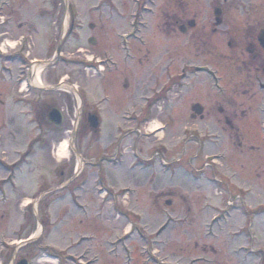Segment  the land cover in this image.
Returning <instances> with one entry per match:
<instances>
[{"label": "rangeland", "instance_id": "374dc122", "mask_svg": "<svg viewBox=\"0 0 264 264\" xmlns=\"http://www.w3.org/2000/svg\"><path fill=\"white\" fill-rule=\"evenodd\" d=\"M11 1L14 5L4 9L3 19L7 15L10 21H26L29 12H34L30 18L36 27L34 58L45 64L41 65V84L33 91L31 102L21 99L20 94H14V98L12 94L0 96V190H4V195L0 193V241L12 246H0V264H11L12 258L18 262L29 255L32 264H48L49 260L41 258L47 254H57L65 264H191L204 257L205 262L198 264H264V114L259 108L264 93L252 105L248 123L241 131L222 127L215 107L221 101L225 83H214L204 69L195 72L193 66L211 65L219 74L222 67L213 59L210 62L209 58L196 56L192 50L202 45L205 37L208 47H226L225 43L232 39L237 44H257L255 37L264 27V0H180L181 16L196 15L198 23L215 25L216 5L223 7L225 14L218 34L211 37L208 29L205 34L200 31L196 38L180 33L178 46L161 26L160 11L170 5V0H156V5H150L155 12L144 14L142 21L146 25L139 27L137 38L129 41L131 59L126 58L127 46H123L122 37L132 28L136 0H113L115 26L110 36L75 29L67 41L57 35L51 25L54 20L39 15L51 10L50 5L42 0ZM73 1H77L79 13L95 4H106L103 0ZM103 7L107 12V6ZM84 17V23L93 21L88 15ZM67 26L68 21L64 31ZM14 28L11 25L6 30L12 32L10 42L19 47L18 38L29 33L25 28ZM92 36L94 46L88 43ZM60 41L65 42L61 47L62 61L52 70L47 63L56 57ZM173 47H179L176 60ZM141 49L150 51L147 59L138 52ZM106 54L113 57L114 63L106 73L110 86L103 90L104 80L85 68L83 62L103 59ZM171 59L175 61L170 76L178 75L176 85L172 92L156 98V107L150 110L145 97L151 96L155 79L160 80V85L168 81L164 70ZM58 77H63L65 83L54 84ZM126 77L128 89L123 86ZM71 85L79 87V91L75 87L78 95L73 101L72 94L64 93H73ZM57 87L61 90L56 91ZM25 89L22 85L23 96L27 95ZM104 97L111 100H102ZM82 98L85 114H96L93 107L103 101L98 106L100 116L96 114L104 120L101 137L100 132L83 127L87 120L72 125L82 112L78 110ZM196 102L205 108L203 121L191 118V107ZM48 107L63 111L65 122L61 127L52 126L41 115V108ZM158 125L164 131L151 134ZM73 129L72 147L80 159L71 154L69 160L58 165L57 145ZM117 145L122 146L120 150H140L137 154H142L144 161L150 157L154 160L145 163L147 168L139 169L134 167L131 156H125L122 167H107L108 186L118 200L114 208L107 196L96 195L98 186L107 185V180L103 171L99 179L97 174L92 179L91 162L112 158ZM99 170L100 167L95 169ZM125 186H129L131 195L119 192ZM27 200L32 206L24 209ZM255 209L263 215H255ZM37 220L40 236L22 248V242L36 233L33 230ZM130 223L133 234L129 260L125 254L128 241H116ZM50 228L53 231L49 236ZM157 229L159 238L153 235Z\"/></svg>", "mask_w": 264, "mask_h": 264}, {"label": "flooded vegetation", "instance_id": "af4514ba", "mask_svg": "<svg viewBox=\"0 0 264 264\" xmlns=\"http://www.w3.org/2000/svg\"><path fill=\"white\" fill-rule=\"evenodd\" d=\"M20 2L24 3L25 0H19ZM34 1V0H30ZM44 3L50 5V9L46 12L39 13L40 17H43L44 19H48L46 17H49L48 20H54L51 25L55 26V30L57 31V35H61L62 40H66L71 34L74 32L75 29L78 30H84L87 29L90 33L93 35H109L112 33V30L114 29V21H115V14L112 11V2L113 0H103V3L106 4H95L92 6L88 11H85L83 13L80 10L76 11L77 9V1L73 0H42ZM140 0H136V3L139 2ZM225 3L228 2V0H223ZM12 3V4H11ZM83 4V1H81ZM154 5H156V0H153ZM170 4L169 6H165L164 8L161 9L160 15H161V26H162V31L167 36H171V38L176 42L175 45H177V42L179 40V35L182 30H185L186 33H190V36L192 38H196L197 35L199 34H205L207 29L208 33L211 35L218 34V29L223 26L224 24V9L220 5H216L215 10L220 9L221 10V15L220 19L222 21L221 25H217L215 21V25H212L211 23L205 24V22H199L198 23V18L196 15H194V18L191 17L189 18L188 16L184 15L181 16L180 14V0H170L168 1ZM219 4V3H218ZM13 1L11 0H0V7H1V16L0 18V39L2 41V44H6L8 41H13L11 39V30L7 31V28H10L14 26L17 31L25 30L29 33L27 34V37L24 35L20 36L17 40V44L19 47H15L14 49H11L10 47H0V96H4V94H12L14 98V94H20L21 99L27 98L29 102L30 98H32V93L35 90V86L33 84L34 79H35V71H34V64H35V58H34V53H35V44H33V34L36 33V27L34 21H32L30 18L34 17V12H29L28 16L30 18L28 20H22L19 21V18L17 20L14 19L10 21V16L6 15V18L3 19L4 17V9L7 7H13ZM107 6V12L103 11V6ZM153 12H155L154 6H151ZM214 10V11H215ZM88 15L90 19H93V21H88V23H84V16ZM19 17V15L17 16ZM122 18V17H121ZM193 18V19H192ZM61 21H64V23H61ZM66 21H68V26L67 30L64 31L63 25L66 24ZM113 23V24H112ZM112 24V25H111ZM191 24L194 26L191 28ZM111 26V27H110ZM264 28V27H263ZM259 29L255 39L257 41V44L255 43H242V44H237L235 43V40L232 39L229 42H226L225 45L226 47H208V42L207 38L205 37L204 43L200 45L199 47H192V50L196 56L203 57L208 59L211 62L212 59L214 60L215 63L221 65V74H219L216 70H212L211 65L209 66H193L196 68L197 71H205L207 73L209 80L212 78L214 79V83H225V90L222 88L221 89V101H219L216 104L215 110L221 115V118L219 122L221 123L222 127L224 128H229L231 131L234 132H239L243 129L244 125H246L248 122L246 118L248 117L249 112L252 109V105L256 103L258 99H263V96H260V93H264V49L260 47V44L258 43V35L260 31L263 29ZM183 35V33H181ZM246 37V36H245ZM201 38V37H200ZM94 39L95 37H91L88 39V43ZM16 41V40H15ZM27 41V42H25ZM67 41V40H66ZM96 41V40H95ZM65 42H61L58 46L64 47ZM34 46V47H33ZM123 46L125 55L127 59H131L129 57V54L131 53V47L129 46L128 40ZM198 48V49H196ZM139 53H142V56L145 57L146 59L149 57L148 55L150 54V51L146 50L144 52L142 49L138 51ZM164 55H168V53L165 52ZM62 56V55H61ZM84 56V55H83ZM86 57V56H85ZM179 57V47H173V58L176 60ZM94 58V57H93ZM113 57L109 55H105L103 59H97L95 61H89L88 63L83 62V65L85 68H93L95 71L96 69H100L103 71L102 76L97 75V78H101L104 80V83H102L101 88L103 90H107L110 86V79L107 77L106 73L108 74L110 69L104 68L102 69L101 66H108L110 68V63L113 64ZM166 60H168L167 57H165ZM94 60V59H93ZM171 59V62H167L165 65V70L164 73L168 77V81L165 84L158 83L160 80L155 79V82L153 83L155 86L150 87L151 89V96L150 97H145L147 107L150 108V110L154 109L155 102L162 94H167L169 92H172L173 88L176 85V78H178V75H171L170 76V69L171 66L174 67V61ZM62 61L61 58L58 60V62ZM169 61V60H168ZM57 62V63H58ZM171 65H170V64ZM116 65L114 64L113 67ZM204 67V68H203ZM50 69V68H49ZM52 70L57 69V64L55 65L54 68H51ZM51 71H49L50 74ZM97 73V72H96ZM98 74V73H97ZM49 77V76H48ZM211 78V79H210ZM152 80V79H151ZM28 83V90L27 95L23 96L24 91L21 90V86L23 85L24 82ZM127 77L124 80V88L128 89V84L127 82ZM153 82V80H152ZM65 80L63 77H58L55 81L54 84H64ZM158 84L160 86H158ZM74 86V85H71ZM171 90V91H170ZM66 95H73V98L70 100H76V96L73 93L64 91ZM61 96V94H60ZM260 96V98H258ZM75 98V99H74ZM19 100V99H18ZM102 100H109L107 97H104ZM99 101L97 104V107L94 108V112L96 114H99V105L103 103V101ZM114 102V101H113ZM121 102L118 103V105ZM262 104V105H261ZM260 104V109L262 111V114H264V102ZM111 105V104H110ZM196 105H200L202 108V113L201 114H196L195 112L192 111L191 118L192 119H200L203 121L204 119V112L205 108L201 105V103L196 102L194 105H192L191 108H193ZM34 110H35V105L33 103ZM263 106V107H262ZM55 109V107L51 108L48 107L47 109L41 108V115L44 116V118L47 117L48 123H50L49 120V115L51 111ZM60 110V109H59ZM78 110H82L80 116L76 115L75 116V121L73 126L83 124L84 120H87L83 124V127L89 126L91 129V125L89 122V116L90 115H96V114H91V113H86V108H85V103L83 98L81 99V107H78ZM147 110V109H146ZM214 110V108H213ZM61 112H63L61 110ZM105 112H107L105 110ZM147 112V111H146ZM40 114V113H39ZM86 115V116H85ZM99 121V129L95 132H100L102 126H103V119L102 117H98L96 115ZM100 116V114H99ZM63 120L65 122V118L63 115ZM246 120V121H245ZM76 123V124H75ZM64 124V123H63ZM2 125V124H1ZM52 125V124H51ZM53 126V125H52ZM219 128V127H218ZM100 134V133H99ZM240 143V147H241ZM60 175L63 177L64 173L61 172ZM116 208V206L114 207ZM130 222V221H128ZM133 232V227L129 231V233L125 232L124 230V236L123 234L121 235V238L117 240L116 242H121L122 239L124 241H128V245L125 246V254L126 259H128L129 256V244L132 243V233ZM160 233L158 230L154 232L153 235L156 237H160ZM140 239L143 243L145 240V237L143 235L139 234ZM82 239H87L86 237H83ZM151 242V239H149ZM123 241V242H124ZM112 243L114 246L115 243ZM80 243V240L76 243ZM152 245H156V243L151 242ZM153 245V246H154ZM146 248H149L147 243L144 244ZM151 253L153 256H156L157 253L153 252L151 250ZM56 257L59 258L60 264H65L62 263V259L60 256L57 254H53ZM71 256L70 258H72ZM16 259V258H15ZM14 259V261H15ZM23 259H28L30 262L33 260L31 259V255L29 257H25ZM158 260V258L156 257ZM73 260V258H72ZM130 260V258H129ZM206 258H198L194 259L191 264L195 263H201L205 262ZM21 260L19 259L17 262H14V264H18ZM197 261V262H196ZM73 262V261H71ZM77 264H85L82 262H77Z\"/></svg>", "mask_w": 264, "mask_h": 264}, {"label": "water", "instance_id": "95a60500", "mask_svg": "<svg viewBox=\"0 0 264 264\" xmlns=\"http://www.w3.org/2000/svg\"><path fill=\"white\" fill-rule=\"evenodd\" d=\"M215 15H216V18H217V25H221L222 24V21L220 19V15H221V10L220 9H217L215 11ZM194 25L191 24V28L193 27ZM182 33H185L186 31L185 30H182L181 31ZM258 41L261 45V47L264 49V29L261 30L259 36H258ZM91 44L93 45V41H91ZM60 52V48L57 50V54H59ZM192 111L195 112L196 114H201L202 113V108L200 105H196L192 108ZM50 122L53 123L55 126H60L62 123H63V118H62V115L61 113L54 109L51 113H50ZM89 121H90V124H91V127L93 129H97L99 127V121L97 119L96 116H90L89 118ZM19 264H29L28 261L25 259L23 261H21Z\"/></svg>", "mask_w": 264, "mask_h": 264}, {"label": "bare ground", "instance_id": "6f19581e", "mask_svg": "<svg viewBox=\"0 0 264 264\" xmlns=\"http://www.w3.org/2000/svg\"><path fill=\"white\" fill-rule=\"evenodd\" d=\"M1 47H10L11 49H14L15 47H17L16 42H8L6 44H2ZM43 64H37L35 67V73H36V78H35V85L39 87V84H41L40 81V74L41 71L43 69V66H41ZM161 127V125H158L156 127H154L153 130L151 131H156ZM70 155V148H69V142L68 139L64 140L63 142L59 143L57 146V150H56V158L57 160H65L68 159ZM29 204V201H25V206H27ZM49 263V262H47ZM51 263V262H50Z\"/></svg>", "mask_w": 264, "mask_h": 264}]
</instances>
